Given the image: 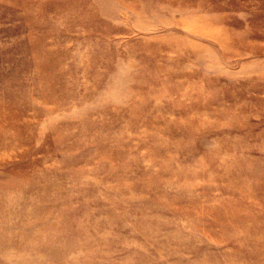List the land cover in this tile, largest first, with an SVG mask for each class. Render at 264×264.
Here are the masks:
<instances>
[{"label":"rangeland","instance_id":"374dc122","mask_svg":"<svg viewBox=\"0 0 264 264\" xmlns=\"http://www.w3.org/2000/svg\"><path fill=\"white\" fill-rule=\"evenodd\" d=\"M0 264H264V0H0Z\"/></svg>","mask_w":264,"mask_h":264}]
</instances>
